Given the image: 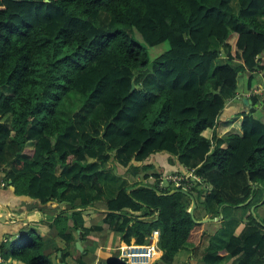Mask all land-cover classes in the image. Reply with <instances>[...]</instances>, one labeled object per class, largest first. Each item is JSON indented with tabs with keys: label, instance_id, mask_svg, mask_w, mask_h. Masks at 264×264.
Segmentation results:
<instances>
[{
	"label": "trees",
	"instance_id": "trees-1",
	"mask_svg": "<svg viewBox=\"0 0 264 264\" xmlns=\"http://www.w3.org/2000/svg\"><path fill=\"white\" fill-rule=\"evenodd\" d=\"M165 42L150 69L148 48ZM263 54L264 0H0V176L19 196L67 206L50 225L64 262L78 237L107 225L140 246L159 230L155 264H173L206 230L189 213L190 197L153 190H184L161 189V174L144 165L166 152L199 179L185 189L196 219L204 211L228 222L227 241L202 263L264 264V203L251 212L264 193V123L255 109L230 128L219 121L241 78L252 90ZM111 164L142 180L113 196ZM95 205L106 211L102 225L87 228L79 218ZM234 211L242 215L232 220ZM49 242L31 229L0 244V264H57ZM85 252L77 264H90Z\"/></svg>",
	"mask_w": 264,
	"mask_h": 264
},
{
	"label": "crops",
	"instance_id": "crops-1",
	"mask_svg": "<svg viewBox=\"0 0 264 264\" xmlns=\"http://www.w3.org/2000/svg\"><path fill=\"white\" fill-rule=\"evenodd\" d=\"M259 65L261 69L255 73V79L253 82V88L251 91L246 93L243 88H240L238 95L235 99L231 100L227 103L225 109L223 110L221 116L219 117V121L224 125H230L234 122L236 124L242 117L239 115L243 113H249L251 110L255 109L254 117L260 119L264 123V54L259 58ZM242 86V85H241ZM256 98L258 100L257 104H253V99ZM244 99L252 101V104H245L243 102ZM235 126V125H234ZM138 166L140 164H137ZM146 166H151L150 173H158L161 175L164 174H189L193 172H187L182 166L179 165L177 159L172 157L170 154L166 152H161L152 155L145 163ZM106 174L110 177L106 179V190L108 193H113L115 196L118 192L119 185L127 184L131 185L135 181H141L143 174L133 178L129 174V168H124L117 164H111L110 170L106 171ZM116 176V177H115ZM3 176H0V236L3 239L7 240H16L26 232L34 229L38 231V233L45 238L46 240L50 241L48 244V250L50 254L52 252L53 255L56 254V263L59 264V253H62L63 259V252L60 250L59 252L55 253L56 248H60L62 250L65 249L64 241L57 236V231L52 230L50 225L53 224L55 218L58 214L67 209L65 204L58 205L56 203H50L47 206H42L38 204L35 200L26 197V196H19L15 192V188L13 186L7 185L3 180ZM155 179L152 177L149 180H145L143 186L148 187L149 184L153 185ZM151 187V186H150ZM152 188V187H151ZM179 190V189H174ZM186 191V190H183ZM161 192V191H160ZM187 192V191H186ZM162 193V192H161ZM262 201L252 207L256 206V208L264 203V193L260 194ZM250 202H252L253 197L250 198ZM248 203V204H249ZM246 204V205H248ZM243 204V206H246ZM242 207V206H240ZM251 207V212H252ZM191 208V207H190ZM256 208L254 211V216L256 217ZM81 211V210H76ZM222 211V210H221ZM105 210L100 205H95L86 209L83 212V216L79 218L80 223H82L85 227H101L102 221L104 219ZM242 215L241 212H233L231 219H237ZM54 218V219H53ZM198 220L204 219H213L210 223L204 224V229L206 230V236L204 237L202 243L199 246L187 245L185 246L176 256L173 264H203L202 263V256L201 251L198 248H204L209 246L210 244L213 245L216 240L219 243L217 245H224L229 237L228 231H226L228 222L225 220V216L223 213H220L217 217L207 216L205 212H200L198 216ZM69 224H72L70 220ZM201 225V224H200ZM247 222L243 221L240 222L235 228V234L237 236L241 235L244 229L246 228ZM155 231L152 232V235ZM160 232V231H159ZM231 233V230H229ZM80 231L75 233V235H79ZM226 234V235H225ZM152 235L148 238V244L152 242L151 238ZM161 236V232H160ZM223 237V238H222ZM207 239V240H206ZM226 239V240H225ZM225 240V241H224ZM160 241V239H159ZM159 241L156 243L157 247L159 248ZM207 241V244H206ZM77 242L82 243L83 251H79L76 244ZM131 244H135L133 241ZM126 245L124 242H120L118 237L113 234L109 230V226L104 225L103 230L93 231L90 236L82 242L79 237L75 242V248L71 249V257L67 259L65 264H77L79 254H86L85 250L90 252V255L86 260L90 264H106L111 262L118 257V261H121L119 257L118 249L121 246ZM215 246V245H214ZM217 249V248H216ZM188 252V254H187ZM163 256V252L158 249V256L157 260L153 263L159 262L161 257ZM18 264V263H16ZM126 264V263H124ZM219 264H237L236 260L230 258L225 260Z\"/></svg>",
	"mask_w": 264,
	"mask_h": 264
},
{
	"label": "built area",
	"instance_id": "built-area-1",
	"mask_svg": "<svg viewBox=\"0 0 264 264\" xmlns=\"http://www.w3.org/2000/svg\"><path fill=\"white\" fill-rule=\"evenodd\" d=\"M195 178L193 173L189 174H164L159 178V187L161 189H166L170 186L175 188H183L184 190L188 188L189 179ZM199 181V179L197 180ZM160 239V232L155 231L152 235V242L147 245H136V244H126L121 246L119 251V257L126 258V264H153L157 260L158 256V247L157 242ZM7 239H3L0 236V244L7 242ZM1 261V260H0Z\"/></svg>",
	"mask_w": 264,
	"mask_h": 264
},
{
	"label": "water",
	"instance_id": "water-1",
	"mask_svg": "<svg viewBox=\"0 0 264 264\" xmlns=\"http://www.w3.org/2000/svg\"><path fill=\"white\" fill-rule=\"evenodd\" d=\"M133 89H135V86H134V85H133ZM243 102H244L245 104H248V103H249V104H252V101H249V100H247V99H244ZM139 187H143V185H140V186H138L137 188H139ZM145 187H146V186H145ZM149 188H151V187H149ZM132 190H133V189H130L129 192H131ZM153 190L156 192V194H157L158 196H172V195L177 194V193H183V194L187 195L188 197H190L192 204H191V208H190V210H189V213H190V215H191L193 221H194L196 224L204 225V224H207V223H210V222L216 220V219H215V220H213V219H204V220H201V221L197 220L196 217H195V210H196V207H197L196 200H195V198H194L191 194H189V193L186 192V191H183V190H173V191H171V192L168 193V194H163V193H161V192H160L159 190H157V189H154V188H153ZM250 200H251V199H250ZM250 200H249L247 203H245L244 205L248 204V203L250 202ZM240 206H243V205H240ZM255 208H256V206L252 207V213H253V214H254ZM254 215H255V214H254ZM76 246H77V248H78L79 251H81V252L83 251L82 243H81V242H77ZM121 261H122L123 263H125V262H127V259H126V258H122ZM59 264H65V263H63L62 253H59Z\"/></svg>",
	"mask_w": 264,
	"mask_h": 264
},
{
	"label": "rangeland",
	"instance_id": "rangeland-1",
	"mask_svg": "<svg viewBox=\"0 0 264 264\" xmlns=\"http://www.w3.org/2000/svg\"><path fill=\"white\" fill-rule=\"evenodd\" d=\"M133 38H134L138 43H140V44L146 46V44H145L143 38L141 37V35H140L139 33L135 32ZM169 49H170V44H169L168 42H165V43H163V44H161V45H159V46H156V47H149V48H148V52H149V56H150V60H151V63H150L149 68L152 69V67H153V61H154L156 58H158L161 54H163V53H165L166 51H168ZM239 81H240V88H242V86H241V84H242V78H241ZM3 92H4V89H0V95H1ZM183 175H184V174H183ZM225 235H226V234H225ZM222 238H223V237H222ZM206 240H207V239H206ZM225 240H226V239H225ZM225 240H224V241H225ZM216 243H219V241L216 240V241L214 242L213 245L210 244L209 246L206 245V247H204V248H198V250L201 251V256H202V258H203V256H204L206 253L211 252V251L215 250L216 248H219V247L222 246V245H220V244L217 245ZM206 244H207V241H206ZM214 245H215V246H214ZM158 249H159V248H158ZM187 254H188V252H187Z\"/></svg>",
	"mask_w": 264,
	"mask_h": 264
}]
</instances>
